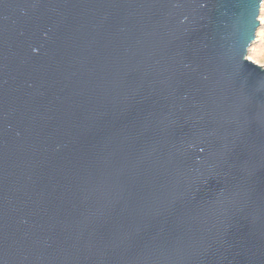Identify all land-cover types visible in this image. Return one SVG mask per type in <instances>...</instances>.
<instances>
[{
    "label": "water",
    "instance_id": "1",
    "mask_svg": "<svg viewBox=\"0 0 264 264\" xmlns=\"http://www.w3.org/2000/svg\"><path fill=\"white\" fill-rule=\"evenodd\" d=\"M262 0H0V264H264Z\"/></svg>",
    "mask_w": 264,
    "mask_h": 264
},
{
    "label": "rangeland",
    "instance_id": "2",
    "mask_svg": "<svg viewBox=\"0 0 264 264\" xmlns=\"http://www.w3.org/2000/svg\"><path fill=\"white\" fill-rule=\"evenodd\" d=\"M260 25L256 31V38L251 44L247 57L264 66V0H262L259 14Z\"/></svg>",
    "mask_w": 264,
    "mask_h": 264
}]
</instances>
